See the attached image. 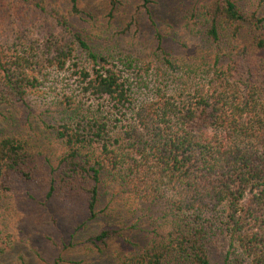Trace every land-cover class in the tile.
I'll list each match as a JSON object with an SVG mask.
<instances>
[{
  "label": "trees",
  "instance_id": "obj_1",
  "mask_svg": "<svg viewBox=\"0 0 264 264\" xmlns=\"http://www.w3.org/2000/svg\"><path fill=\"white\" fill-rule=\"evenodd\" d=\"M211 1L207 37L217 43L226 37V26L232 28L225 56L216 54L195 86L168 94L162 80L149 100L138 102L145 83L143 77L131 79L137 63L92 50L71 26L77 0L66 12L54 0H0V121L15 110L28 124L29 97L51 71H68L75 96L64 97L66 106L96 102L107 117L100 121L98 111L94 118L59 125L62 154L51 169H60L62 182L89 180L92 215L103 172L117 173L143 201L172 197L168 242L150 243L125 264H167L174 256L209 264L197 222L213 212L223 214L226 264H264V16L244 13L237 0ZM139 2L150 15L151 1ZM107 4L113 10L123 0ZM263 4L257 1V7ZM243 28L246 45L237 38ZM29 153L22 139L0 137V177L17 173ZM50 182L46 199L55 190L53 176ZM115 235L105 230L89 242L103 245ZM11 246L0 211V264Z\"/></svg>",
  "mask_w": 264,
  "mask_h": 264
},
{
  "label": "rangeland",
  "instance_id": "obj_2",
  "mask_svg": "<svg viewBox=\"0 0 264 264\" xmlns=\"http://www.w3.org/2000/svg\"><path fill=\"white\" fill-rule=\"evenodd\" d=\"M54 1L62 11L70 10L71 0ZM150 1L149 15L139 0H123L122 7L113 10L107 0H77L79 13L70 21L95 53L137 63L138 71L131 79L143 77L145 83L138 102L149 100L153 87L162 80L167 82L168 94L174 87L185 90L195 86L216 54L225 56L232 31L226 26V37L217 43L207 37L211 0ZM237 1L244 13L257 10L264 16V4L257 7L258 0ZM247 34L246 28L237 34L241 44H247ZM69 74L51 71L42 80L29 97L28 124L20 121L15 110L0 121V137H18L30 151L17 173L0 177V211L12 242L2 264H20V258L23 264H125L150 243L160 245L170 238L175 217L170 194L143 201L117 173L103 172L92 215L88 211L89 180L62 182L60 169H51L57 167L62 154L56 131L59 125L72 124L81 117L94 118L98 111L100 121L107 117L106 108L96 102L66 106L64 97L75 96ZM114 125L113 119L109 121L111 136L117 130ZM52 176L55 190L46 199ZM197 224L209 264H226L229 239L223 214L204 213ZM105 230L117 235L103 245L89 242ZM176 258L167 264H191L187 258Z\"/></svg>",
  "mask_w": 264,
  "mask_h": 264
}]
</instances>
